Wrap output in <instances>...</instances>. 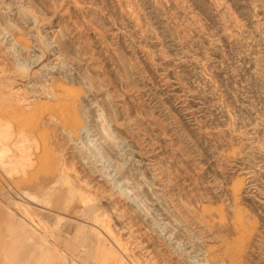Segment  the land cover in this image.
<instances>
[{
  "label": "rangeland",
  "instance_id": "374dc122",
  "mask_svg": "<svg viewBox=\"0 0 264 264\" xmlns=\"http://www.w3.org/2000/svg\"><path fill=\"white\" fill-rule=\"evenodd\" d=\"M0 264H264V0H0Z\"/></svg>",
  "mask_w": 264,
  "mask_h": 264
},
{
  "label": "bare ground",
  "instance_id": "6f19581e",
  "mask_svg": "<svg viewBox=\"0 0 264 264\" xmlns=\"http://www.w3.org/2000/svg\"><path fill=\"white\" fill-rule=\"evenodd\" d=\"M13 56V55H12ZM33 69V68H32ZM31 74V73H30ZM18 80V79H17ZM24 81V80H23ZM34 85V84H33ZM33 85H28V86H33ZM90 131V130H89ZM70 144V143H69ZM113 188V187H112ZM107 194V193H106ZM15 196V195H14ZM26 197V196H25ZM27 203H30L28 200L26 201ZM33 201H31L32 203ZM34 203V202H33ZM38 206V205H37ZM112 228V227H111ZM119 251V250H118Z\"/></svg>",
  "mask_w": 264,
  "mask_h": 264
}]
</instances>
